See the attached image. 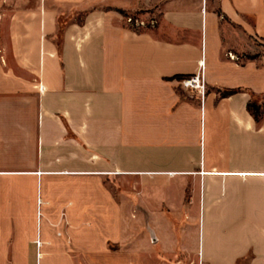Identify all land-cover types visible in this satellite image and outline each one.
<instances>
[{
    "label": "crops",
    "instance_id": "crops-1",
    "mask_svg": "<svg viewBox=\"0 0 264 264\" xmlns=\"http://www.w3.org/2000/svg\"><path fill=\"white\" fill-rule=\"evenodd\" d=\"M5 23L0 264H264V0H0Z\"/></svg>",
    "mask_w": 264,
    "mask_h": 264
},
{
    "label": "built area",
    "instance_id": "built-area-1",
    "mask_svg": "<svg viewBox=\"0 0 264 264\" xmlns=\"http://www.w3.org/2000/svg\"><path fill=\"white\" fill-rule=\"evenodd\" d=\"M127 21L134 27L147 26L146 21L140 19L139 17L130 16L127 18ZM154 24H155V21L151 20L150 25H154ZM180 85L184 89L198 90L202 94V97H203L205 93V88H206L203 70L199 71L198 73L192 74V75L181 77ZM37 244L40 245V241H37Z\"/></svg>",
    "mask_w": 264,
    "mask_h": 264
},
{
    "label": "trees",
    "instance_id": "trees-1",
    "mask_svg": "<svg viewBox=\"0 0 264 264\" xmlns=\"http://www.w3.org/2000/svg\"><path fill=\"white\" fill-rule=\"evenodd\" d=\"M251 58H254V56H251ZM239 90L240 89L231 88L219 89V97H227L233 95L239 92ZM248 106L250 111L253 113L255 119L257 121H260V119L264 115V106L261 99L255 93H251V99L248 103Z\"/></svg>",
    "mask_w": 264,
    "mask_h": 264
},
{
    "label": "rangeland",
    "instance_id": "rangeland-1",
    "mask_svg": "<svg viewBox=\"0 0 264 264\" xmlns=\"http://www.w3.org/2000/svg\"><path fill=\"white\" fill-rule=\"evenodd\" d=\"M156 15H154L153 13L149 14L147 20H146V24L147 26L150 25L151 20L155 19ZM2 35L0 36V49L5 47L7 45V38H6V23L2 25ZM255 43L260 46L261 48V53L264 54V40L263 39H254ZM198 242H199V237H198ZM202 243L201 246H203V237H200V244ZM181 262L177 263L178 264H202L200 262H191L187 259V256L185 255H181ZM241 264H247V261L244 260Z\"/></svg>",
    "mask_w": 264,
    "mask_h": 264
}]
</instances>
